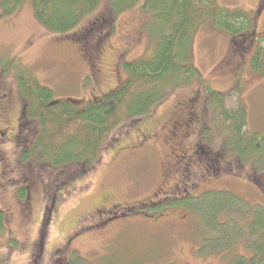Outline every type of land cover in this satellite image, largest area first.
I'll return each mask as SVG.
<instances>
[{
    "label": "rangeland",
    "instance_id": "obj_1",
    "mask_svg": "<svg viewBox=\"0 0 264 264\" xmlns=\"http://www.w3.org/2000/svg\"><path fill=\"white\" fill-rule=\"evenodd\" d=\"M218 1L251 10L264 31V0ZM106 7L103 2L68 35L41 24L32 0L8 15L0 7V103L11 96L9 107H0V208L10 216L8 232L0 234L1 264H77L75 255L84 264H220L223 259L214 254H197L200 217L210 200L237 208L227 218H241L239 209L263 208L264 170L245 164L231 149L202 84L172 91L142 120L123 119L90 169H67V177L37 156L21 161L24 144H15L22 109L14 90L17 70H26L57 97L84 100L118 85L126 75L123 61L151 55L142 3L109 17ZM98 17L102 21L93 27ZM98 41L101 51L88 49ZM194 42L200 73L214 90L229 93L227 110L245 107L244 131L264 136V74L251 70L249 47L244 50L243 42L232 43L229 34L207 24ZM26 176L32 177L25 188L27 208L17 197ZM73 176L78 179L71 182Z\"/></svg>",
    "mask_w": 264,
    "mask_h": 264
},
{
    "label": "trees",
    "instance_id": "obj_2",
    "mask_svg": "<svg viewBox=\"0 0 264 264\" xmlns=\"http://www.w3.org/2000/svg\"><path fill=\"white\" fill-rule=\"evenodd\" d=\"M22 1L0 0V7L4 15H8ZM103 2L111 10L107 17L142 3L149 16L145 25L152 41L151 55L123 61L124 79L108 92L84 100L57 97L51 88L26 70H17L20 73L14 76V90H17L22 109L19 110L15 144H24L22 151L25 154L20 156L21 161L37 156L43 165L60 169L64 175L68 174L67 177H70L67 169H90L98 160L104 142L123 119L142 120L150 116L172 91L197 83L202 84L204 94L217 115L219 127L230 139L231 149L244 163L251 164L257 171L264 170V136L244 131L248 125L246 108L227 110L225 99L229 93L214 90L194 62L196 33L207 24L229 34L232 43L239 41L240 46L243 42L244 50L249 47L251 70L264 74V31L257 28L255 13L241 7L222 5L218 0H32L38 21L50 31L63 35L86 24L85 20ZM110 2L114 6L110 7ZM101 19L98 17L91 25L95 27ZM101 34L100 38L104 35ZM87 36L89 34H84L83 39ZM92 48L88 46L94 53L102 50L99 41ZM8 86L11 90L12 85ZM10 98L7 96L6 101H1L3 110L11 104ZM31 178L23 177L24 182L17 190V197L25 208L28 207L25 202L30 198L25 188H28ZM77 179L73 176L70 181ZM222 193L227 195V192ZM199 206L190 209L199 213ZM233 206L210 200L204 217H200L203 240L197 254L207 257L214 254L223 259L220 264H264V207L254 211L239 209L243 213L241 218H227L233 209H237ZM249 207L253 208L252 205ZM239 208L243 206L239 204ZM248 214L252 217L247 218ZM9 217L0 208L2 235L9 230ZM14 238L12 242L17 243ZM1 257L0 254V264L4 262ZM74 257L77 264H84L81 256ZM66 264L71 262L68 260Z\"/></svg>",
    "mask_w": 264,
    "mask_h": 264
},
{
    "label": "flooded vegetation",
    "instance_id": "obj_3",
    "mask_svg": "<svg viewBox=\"0 0 264 264\" xmlns=\"http://www.w3.org/2000/svg\"><path fill=\"white\" fill-rule=\"evenodd\" d=\"M191 117H192V124H193V122H194V116H195V113H193V114H191L190 115ZM188 125V122H186V124L184 125V127H186ZM191 125V124H190Z\"/></svg>",
    "mask_w": 264,
    "mask_h": 264
}]
</instances>
